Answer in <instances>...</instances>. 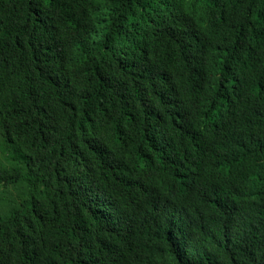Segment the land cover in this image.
<instances>
[{
	"label": "trees",
	"instance_id": "1",
	"mask_svg": "<svg viewBox=\"0 0 264 264\" xmlns=\"http://www.w3.org/2000/svg\"><path fill=\"white\" fill-rule=\"evenodd\" d=\"M0 264H264V0H0Z\"/></svg>",
	"mask_w": 264,
	"mask_h": 264
},
{
	"label": "rangeland",
	"instance_id": "2",
	"mask_svg": "<svg viewBox=\"0 0 264 264\" xmlns=\"http://www.w3.org/2000/svg\"><path fill=\"white\" fill-rule=\"evenodd\" d=\"M2 157L4 159L3 161L6 162L9 166H16L15 162L13 163L8 157L1 156V158ZM16 191V193L14 190L9 192V198L12 202L17 201V195H21L24 192L22 188H19Z\"/></svg>",
	"mask_w": 264,
	"mask_h": 264
},
{
	"label": "bare ground",
	"instance_id": "3",
	"mask_svg": "<svg viewBox=\"0 0 264 264\" xmlns=\"http://www.w3.org/2000/svg\"><path fill=\"white\" fill-rule=\"evenodd\" d=\"M189 214V213H188Z\"/></svg>",
	"mask_w": 264,
	"mask_h": 264
}]
</instances>
